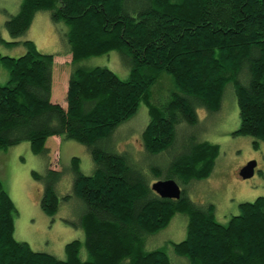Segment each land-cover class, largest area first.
Returning a JSON list of instances; mask_svg holds the SVG:
<instances>
[{
    "label": "trees",
    "instance_id": "16d2710c",
    "mask_svg": "<svg viewBox=\"0 0 264 264\" xmlns=\"http://www.w3.org/2000/svg\"><path fill=\"white\" fill-rule=\"evenodd\" d=\"M40 11L68 28L67 107L52 102L55 55L33 41L9 43L26 51L0 54V67L9 73L0 85V150L30 142L33 154L48 156L52 137L88 149L94 173L86 176L73 158V192L64 198L85 204L78 223L67 221L84 231L85 242L67 244L61 260L17 241L16 206L0 178V264H173L165 248L148 251L147 241L178 214L188 219L187 237L173 243V251L189 264H264V197L241 204L228 225L217 221L214 204L192 202L184 186L212 175L220 147L183 128L199 124L200 109L219 112L232 84L241 122L235 135L255 139L256 149L264 143V0H23L5 22L11 38L24 35ZM112 51L129 68L128 79L80 64ZM165 76L172 89L161 100L155 91ZM141 104L150 118L144 150L176 155L167 176L151 167L153 180H178L179 200L159 197L132 153L111 147L116 130ZM63 175L52 168L32 172L44 187L42 210L51 217L60 207L56 188Z\"/></svg>",
    "mask_w": 264,
    "mask_h": 264
},
{
    "label": "rangeland",
    "instance_id": "374dc122",
    "mask_svg": "<svg viewBox=\"0 0 264 264\" xmlns=\"http://www.w3.org/2000/svg\"><path fill=\"white\" fill-rule=\"evenodd\" d=\"M22 2L23 0H0V54L20 57L25 54V47L22 44L20 46L8 44L13 41L21 43L33 41L42 53L55 55L57 65H54L56 83L53 99L66 105L67 91L65 89L72 72V66L70 62H67L71 59H66L69 46L64 38L68 28L63 23L55 24L50 12L40 11L24 35L18 39L11 38L5 29V22L19 12ZM80 64L91 68L106 67L123 80L128 79L130 74L129 68L123 64L117 51L84 59ZM164 78L163 86L160 85L159 91L158 88L155 91L161 100L167 98L172 89L171 79L168 76ZM8 80V71L0 67V85H6ZM198 114L199 124L193 129L182 125L184 131L189 130L187 135H195L198 141L219 145L220 155L214 172L209 178L193 181L184 186V189L192 202L200 205L214 204L217 221L222 225H228L234 216L240 214L241 204L252 203L264 197V143L261 142L259 149H256L255 139L235 135L241 122L237 97L232 84L226 88L222 109L219 112L210 113L200 109ZM149 121L148 108L141 104L137 114L116 130L111 147L119 152H131L141 165L140 167L144 169L143 172L150 176L153 184L164 179L153 180L155 176L150 171L151 167H159L160 172L167 176L169 172L167 165L176 155L168 152L152 155L144 150L142 133ZM46 147L50 149L48 156L33 154L30 142H23L7 151L0 150V178L17 210L14 216L15 239L28 243L36 252L65 260L67 244L76 240L85 242L84 231L80 227L76 228L67 223V221L78 223L85 211L82 200L75 197L68 201L64 200L73 192L71 163L73 158H79L81 171L86 176L93 175L94 163L88 149L77 142L70 140L60 142L59 138H56V141L48 139ZM250 162L256 163L255 175L245 180L240 176V171ZM49 168L64 171L63 178L56 188L60 207L53 217L42 210L44 187L32 177L33 171L45 174ZM187 225L188 219L185 215H176L165 230L148 239L147 250L165 248L173 264H189L186 258L176 256L173 251V243L186 239ZM81 258L87 259L84 247Z\"/></svg>",
    "mask_w": 264,
    "mask_h": 264
},
{
    "label": "water",
    "instance_id": "95a60500",
    "mask_svg": "<svg viewBox=\"0 0 264 264\" xmlns=\"http://www.w3.org/2000/svg\"><path fill=\"white\" fill-rule=\"evenodd\" d=\"M256 163L250 162L240 171V176L245 179H251L255 175ZM152 190L163 199L179 200L182 197V188L174 179L158 180L151 186Z\"/></svg>",
    "mask_w": 264,
    "mask_h": 264
},
{
    "label": "crops",
    "instance_id": "0c3cea01",
    "mask_svg": "<svg viewBox=\"0 0 264 264\" xmlns=\"http://www.w3.org/2000/svg\"><path fill=\"white\" fill-rule=\"evenodd\" d=\"M71 59L70 61H67L68 63L70 62V64H71V61H72V56L70 55V54H67L66 55V59ZM67 63V64H68ZM55 66L57 65V58H55V64H54ZM59 67V66H58ZM61 68H62V66H61ZM64 68H65V66L63 65V70H64ZM56 82H55V76H54V74H53V89H54V84H55ZM67 89H68V85H67V87H66V89H65V91H67ZM52 102L53 103H56V104H60V102L58 101V100H54L53 99V91H52ZM66 104V103H65ZM61 106H63L64 108H66L67 106V104L66 105H64V103H61L60 104ZM56 138H59V137H52V138H50V139H52L53 141L55 140L56 141ZM60 139V142H62V139L61 138H59Z\"/></svg>",
    "mask_w": 264,
    "mask_h": 264
}]
</instances>
